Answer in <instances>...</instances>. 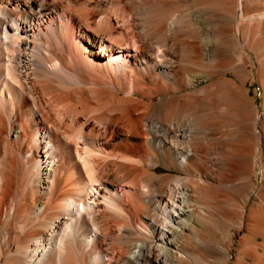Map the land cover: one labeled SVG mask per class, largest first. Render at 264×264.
Listing matches in <instances>:
<instances>
[{
  "label": "bare ground",
  "instance_id": "bare-ground-1",
  "mask_svg": "<svg viewBox=\"0 0 264 264\" xmlns=\"http://www.w3.org/2000/svg\"><path fill=\"white\" fill-rule=\"evenodd\" d=\"M263 119L264 0H0V264H264Z\"/></svg>",
  "mask_w": 264,
  "mask_h": 264
},
{
  "label": "rangeland",
  "instance_id": "rangeland-1",
  "mask_svg": "<svg viewBox=\"0 0 264 264\" xmlns=\"http://www.w3.org/2000/svg\"><path fill=\"white\" fill-rule=\"evenodd\" d=\"M260 1H263V0H260ZM138 6H139V8H138ZM137 6V10H138V14H140V15H138V16H144L143 18L142 17H140V18H142V19H144V20H146V17H145V14L143 15L142 14V12H144L143 10H145V8H144V6L143 5H141V4H139ZM143 8V10H142V8ZM141 10H142V12H141ZM118 19H116V20H119L120 19V23H121V18L120 17H117ZM141 19V20H142ZM116 20H113V19H111L110 21V23H112V26L114 25V23L116 22V23H119L118 21H116ZM118 32H120V31H117L116 33H118ZM122 32V31H121ZM121 32L120 33H118V34H121ZM117 34V35H118ZM248 82H249V89H250V91H249V93H250V95H252V96H254V102L257 104V106H258V108H259V111L261 112L262 111V108H261V97H260V92H261V88L259 87L260 85H259V83H258V81H257V79L255 78V77H252V76H248ZM255 90V91H254ZM255 92V93H254ZM263 124H264V119H263V122H262ZM101 129H102V127H101ZM255 173L254 172H252V175H251V177H252V179L254 180V182L256 183V184H258V183H260L261 182V174H260V172H259V167L258 166H256L255 167ZM257 169H258V171H257ZM158 172L160 171V173H168V172H172V171H169V169H165V168H163L162 166L161 167H159L158 169ZM257 171V172H256ZM253 173H254V175H253ZM257 177V178H256ZM260 180H259V179ZM256 190L258 191H260V187H259V185H257V187H256ZM253 199H255L254 197H253Z\"/></svg>",
  "mask_w": 264,
  "mask_h": 264
}]
</instances>
